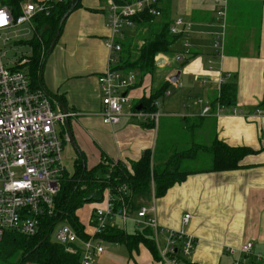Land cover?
Masks as SVG:
<instances>
[{
	"label": "crops",
	"instance_id": "obj_1",
	"mask_svg": "<svg viewBox=\"0 0 264 264\" xmlns=\"http://www.w3.org/2000/svg\"><path fill=\"white\" fill-rule=\"evenodd\" d=\"M160 8L162 15L156 21L168 18L172 24L182 17L191 28L177 35L168 52L155 57L153 72L136 70L138 81L127 91L130 102L114 126L102 122L98 82L109 64L108 0H81V6L68 15L42 75L54 108L70 113L58 127L64 149L72 143L76 159L83 155L91 169L105 160L138 161L148 149L154 152V164L156 159L164 162L174 151L209 146L216 139L232 147H250L255 152L246 155L238 169L202 170L187 161L191 165L185 169L191 172L183 181L153 203L152 197L141 201L154 205L160 228L184 229L193 235L191 264H264L258 260L264 258V0H163ZM221 9L224 16L218 14ZM136 35V28L127 29L120 39ZM218 37L223 47L215 46ZM186 42L191 45L190 57L183 53ZM178 72V80L172 81ZM223 72L233 75L228 81L237 87L232 105L243 109V114L203 112L208 103L215 105ZM162 87L163 93L152 101L157 121L129 114L140 104L144 110L142 102ZM175 129L185 133L173 138L170 132ZM82 209L77 215L87 226ZM186 213L192 218L184 225ZM131 223L134 229H123L126 233L142 230ZM165 239L160 234L158 253ZM249 242L253 247L246 256L240 248ZM111 243L94 264H172L156 258L143 243L133 250L124 243Z\"/></svg>",
	"mask_w": 264,
	"mask_h": 264
},
{
	"label": "built area",
	"instance_id": "obj_2",
	"mask_svg": "<svg viewBox=\"0 0 264 264\" xmlns=\"http://www.w3.org/2000/svg\"><path fill=\"white\" fill-rule=\"evenodd\" d=\"M67 0H25L21 3L18 14L13 8L0 0V41H21L34 34V20L40 15H50L58 3ZM163 0H126L118 2L108 0L107 24L111 34L105 40L110 51L109 64L98 76L102 95V122L114 126L120 123L125 106L130 102L127 91L138 81L139 73L135 70L124 71L117 68V55L122 50L120 38L127 29H134V17L148 13L155 17L162 15L160 4ZM219 16L225 10L218 11ZM191 28L182 17L176 18L170 25V32L179 35ZM190 43H185L184 56L192 55ZM216 47H223L221 37L215 42ZM6 51L0 45V240L8 231H15L26 236L38 233L41 218L54 214L55 197L61 189L66 172L63 160L65 140L59 135L58 127L64 125L70 113L57 110L45 89L32 86L28 70L30 59L22 56L16 63L7 67L4 64ZM210 64L212 61H209ZM230 72L221 77V84L232 78ZM221 94V93H220ZM220 97V95H219ZM206 113H244L232 104H222L216 100L215 105L208 103ZM256 112H261L257 109ZM138 119L158 120L155 112L133 109L129 113ZM69 140V137L66 136ZM110 163H107L109 165ZM116 164V163H115ZM102 180L106 183L102 191L103 198L95 202L90 225L85 226L82 236L69 223H63L53 233L55 242L62 244L69 253L81 252V264H94L95 258L104 250L101 234L111 226L127 228L129 221L138 229L150 228L156 245L160 234H165V243L159 249L164 261L172 264H189L194 248L195 238L184 229L160 228L153 204H143L137 209L133 205L131 187L122 183L111 182V169ZM154 192L152 203L155 201ZM191 213L184 214L182 223L187 225ZM251 242L240 249L248 256L252 251ZM236 249H231L232 253ZM258 260H264L259 257ZM240 263L237 261L235 264Z\"/></svg>",
	"mask_w": 264,
	"mask_h": 264
},
{
	"label": "trees",
	"instance_id": "obj_3",
	"mask_svg": "<svg viewBox=\"0 0 264 264\" xmlns=\"http://www.w3.org/2000/svg\"><path fill=\"white\" fill-rule=\"evenodd\" d=\"M23 1L25 0H3V3L11 6L18 14ZM116 1L121 2V0ZM80 6L81 0L58 3L51 10L50 15L40 14L35 18L32 39L18 41V44L32 47L33 54L28 64L33 87L45 89L42 77L45 58L52 51L50 47L57 30L60 28L61 35L68 15ZM134 20L137 35L120 39L122 50L116 67L124 71L153 72L156 66V54L168 52L177 35L171 34V23L168 18H163L159 22L156 21L155 16L141 13L134 17ZM136 38L143 40V44L135 43ZM133 49L137 56L132 58ZM236 88L234 82L227 81L222 85L221 94L217 100L222 104H233ZM164 89L165 87H162L157 93L151 95L149 100L142 102L147 111H155L156 106L152 104V101L160 96ZM252 152L255 150L250 147H232L216 139L209 146L195 145L185 151H174L162 166L157 167L153 162L154 152L148 149L138 161L130 162L132 171L125 163L118 161L111 169L110 180L115 185L126 183L131 187L134 196L132 207L137 209L143 205L141 200L151 199L153 192L156 197H161L175 183L183 181L186 174L191 172L185 169L186 164H189L187 161L192 160L191 163L194 165L201 164L203 160L201 156L208 155L209 162L205 167H201L202 170H233L240 168V162ZM110 165L113 164L107 165L102 161L94 168L88 169L83 155L78 157L75 160V172L72 175L67 172L64 174L61 189L55 197L54 214L41 218L38 233L33 236H26L15 231L5 233L0 240V264H81V252L78 251L76 254L67 252L62 244L52 240V231L56 224L66 221L85 236L83 234L85 225L79 219L77 210L83 207L96 189L101 191L105 189L106 183L102 180H105L104 175ZM194 170L196 169L192 171ZM48 234L49 237L46 238ZM101 237L108 242L124 243L130 250L143 243L156 258L160 257L150 228L130 234L119 226H111L101 234ZM188 263L191 264L190 261Z\"/></svg>",
	"mask_w": 264,
	"mask_h": 264
},
{
	"label": "rangeland",
	"instance_id": "obj_4",
	"mask_svg": "<svg viewBox=\"0 0 264 264\" xmlns=\"http://www.w3.org/2000/svg\"><path fill=\"white\" fill-rule=\"evenodd\" d=\"M29 36L30 37L25 38V40L32 39L34 34L30 33ZM134 41H135V43H138V45H142L143 44V40H140V42H139L138 40L136 41V39H135ZM0 45L2 46L3 50L6 51V57L4 58V64L7 67L13 66L16 63V61L19 60V58L22 57V56H27L29 59H31L32 54H33L31 46H29V45H21V44H18V42H15L13 40L12 41H8L5 45H3L2 42L0 41ZM133 46H135V45H133ZM49 54H47L45 60L49 57ZM157 55L158 54H156V56ZM135 56H137V55H136L135 50L133 49L131 57L133 58ZM29 67H30L29 64L24 66V69L28 70V74H29ZM43 70H44V66H43V69H42V73H43ZM30 79H31V82H32L33 80L31 78V76H30ZM58 132H59V135H60V131H58ZM184 133L185 132H183V131L175 129L174 131L170 132V135H171V137L175 138L178 135L184 134ZM162 138H164L163 134L161 135V139ZM163 141H161V142H163ZM165 142L169 143V140H167V141L165 140ZM71 144L72 143L67 142V146L63 150L64 165H65V168H66V172L69 175H72L75 172V159H76V154H75V151H74V147ZM69 145H71V146H69ZM164 147L167 148L166 146H164ZM72 151H73V153H72ZM205 158L206 159H203L201 164L199 163L198 165H200L201 167H205L207 165V163L209 162L208 157H205ZM105 163L106 164L107 163L115 164V163H117V161H109V160H107V161H105ZM155 164H156L157 167L160 166V165L162 166L163 165V160L161 159L159 161V159H156V163ZM126 165H127L128 169L130 171H132L131 163H126ZM188 165H191V163L188 164ZM186 167H187V165H186ZM153 186H154V184H153ZM154 197H155V199L157 198L156 196H154ZM92 204H93V202H86L85 204H83V207H82L83 209L80 211V213L84 212V213H82V216H86L87 217V223L89 225L91 224L90 223V218H91L90 214H91V211L93 209ZM85 210H86V212H85ZM63 223H67V222L66 221H62V222H59L58 224L55 225V227H54V229L52 231V240L53 241H54L53 233ZM132 226H133V224L131 223V221H129L128 222V226H127L129 231H133L134 228ZM111 244H112L111 242H107V241L104 242V246L107 249H109ZM27 264H30V263H27Z\"/></svg>",
	"mask_w": 264,
	"mask_h": 264
},
{
	"label": "water",
	"instance_id": "obj_5",
	"mask_svg": "<svg viewBox=\"0 0 264 264\" xmlns=\"http://www.w3.org/2000/svg\"><path fill=\"white\" fill-rule=\"evenodd\" d=\"M65 18V17H64ZM63 18V20H64ZM63 20L61 21V24L63 22ZM60 35V28L57 30V34H56V37L55 39L53 40L52 44H51V47H50V50H52L54 48V46L56 45V42H57V39H58V36ZM162 62V59L161 60H158V63L160 64ZM180 76V72H178L175 76L172 77V81L176 82L178 80ZM142 104L138 105L136 109L140 110L142 109ZM103 198V195H102V191L100 189H96L87 199V202H98V201H101ZM49 237V234L46 235V238Z\"/></svg>",
	"mask_w": 264,
	"mask_h": 264
}]
</instances>
